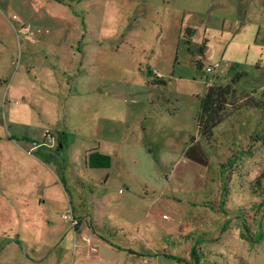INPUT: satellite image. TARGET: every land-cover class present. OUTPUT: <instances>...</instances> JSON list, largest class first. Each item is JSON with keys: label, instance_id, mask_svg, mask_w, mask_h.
<instances>
[{"label": "rangeland", "instance_id": "1", "mask_svg": "<svg viewBox=\"0 0 264 264\" xmlns=\"http://www.w3.org/2000/svg\"><path fill=\"white\" fill-rule=\"evenodd\" d=\"M263 89L264 0H0V264H264Z\"/></svg>", "mask_w": 264, "mask_h": 264}, {"label": "trees", "instance_id": "2", "mask_svg": "<svg viewBox=\"0 0 264 264\" xmlns=\"http://www.w3.org/2000/svg\"><path fill=\"white\" fill-rule=\"evenodd\" d=\"M195 66L200 68V62H196ZM244 75L243 72L234 73L229 79V82L224 86L208 85L206 87L203 97L199 100V109L195 121L199 135L210 138L212 128L222 120L224 105L228 103V100L234 99V84ZM261 96L264 98V89L262 90ZM245 97H242L241 103L239 105L237 104L235 108L239 106L264 107L262 100L258 101L248 96ZM233 104L235 105L236 103L233 102ZM84 162L88 166L97 168H106L109 163L106 156L97 154V150L85 155ZM191 252L194 253L193 250Z\"/></svg>", "mask_w": 264, "mask_h": 264}, {"label": "crops", "instance_id": "3", "mask_svg": "<svg viewBox=\"0 0 264 264\" xmlns=\"http://www.w3.org/2000/svg\"><path fill=\"white\" fill-rule=\"evenodd\" d=\"M18 47L20 48V43H18ZM82 230L86 231L84 228H82ZM115 237L116 233L107 239H104L106 245H99V243L96 242V246L93 243H90L89 239L86 238L89 249V253L87 254V264L93 262L98 264H144L143 253L133 249L131 246L129 247V245H118L115 242ZM91 247L95 250H91Z\"/></svg>", "mask_w": 264, "mask_h": 264}, {"label": "built area", "instance_id": "4", "mask_svg": "<svg viewBox=\"0 0 264 264\" xmlns=\"http://www.w3.org/2000/svg\"><path fill=\"white\" fill-rule=\"evenodd\" d=\"M217 68H219V65L216 62L215 63H212V64H208V65L205 66L204 72L209 73V72L215 71V69H217ZM70 212H71L70 210H67V212L64 214V218H68V215L71 214ZM91 250L94 251L95 249L93 247H91Z\"/></svg>", "mask_w": 264, "mask_h": 264}]
</instances>
